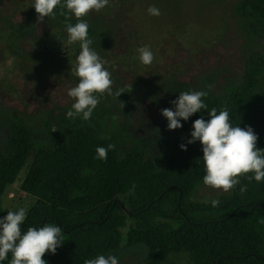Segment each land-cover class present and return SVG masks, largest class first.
<instances>
[{
	"label": "trees",
	"instance_id": "trees-1",
	"mask_svg": "<svg viewBox=\"0 0 264 264\" xmlns=\"http://www.w3.org/2000/svg\"><path fill=\"white\" fill-rule=\"evenodd\" d=\"M64 4L65 0H61ZM67 13L68 18L61 13ZM238 14L264 29V0H241ZM56 18L66 29L76 24L59 5ZM96 28L88 26L94 41ZM264 57H249L245 79L230 92L202 98L206 109L181 119V134L169 141L165 162L159 166L144 147L118 155L115 139H105L102 116L94 109L89 120L61 117L64 129L47 127L48 144H37L34 130L23 121L13 122L6 146L0 150V218L7 188L27 167L21 190L35 198L21 224H45L62 229L63 242L55 254L46 252L47 264H85L120 247L127 225V246L145 245V264H164L170 255L187 253L189 264H264V181L254 173L240 176L229 194L213 200H196L195 192L206 174L202 144L188 143L193 122L206 121L215 108L229 113L233 127L250 126L258 135L256 146L264 149ZM193 91L183 84L173 87L172 100ZM173 110H175L172 104ZM53 129H56L53 131ZM108 149L107 159H97V147ZM186 144L187 149L180 145ZM31 158V162H29ZM247 186L241 192L242 186ZM205 201H208L207 203ZM9 252L0 264H10Z\"/></svg>",
	"mask_w": 264,
	"mask_h": 264
},
{
	"label": "rangeland",
	"instance_id": "rangeland-1",
	"mask_svg": "<svg viewBox=\"0 0 264 264\" xmlns=\"http://www.w3.org/2000/svg\"><path fill=\"white\" fill-rule=\"evenodd\" d=\"M241 0H109L101 11L82 17L93 24L90 47L105 61L117 98L99 96L95 110L102 116L103 137L115 139L119 157L144 147L159 166L169 141L181 134L170 130L161 109L172 108L173 87L179 84L211 96L230 92L245 79L249 57H264V29L238 14ZM34 0H0V150L13 122L23 121L35 132L37 144H48L47 130L64 129L61 117L72 110L67 95L79 78L71 74L80 43L68 45V33L54 17L37 21ZM161 14L148 13L149 6ZM73 20L77 18L71 13ZM148 46L154 59L144 65L138 49ZM264 85V73L261 79ZM131 85V91H130ZM98 95V94H97ZM31 162V158L29 160ZM27 167L2 197L8 211L35 203L21 190ZM224 192L204 183L196 200L217 199ZM127 225L120 247L108 255L118 264H145V245L127 246ZM164 264H189L187 253L172 254Z\"/></svg>",
	"mask_w": 264,
	"mask_h": 264
},
{
	"label": "clouds",
	"instance_id": "clouds-1",
	"mask_svg": "<svg viewBox=\"0 0 264 264\" xmlns=\"http://www.w3.org/2000/svg\"><path fill=\"white\" fill-rule=\"evenodd\" d=\"M109 0H34L32 5L35 8L37 21H44L46 17H54V9L59 5L72 13L77 18L76 24L68 23V45L75 42L80 43L79 55L76 64L71 69V74L79 78L75 87L68 90L67 95L73 98L72 110L68 111V118L80 117L89 120L93 110L99 103V96L105 93L119 97L124 89L115 93L112 90L113 81L111 73L104 67L106 63L90 45L92 40L88 38V25L81 19L87 16L92 10L101 11ZM148 13L159 16L160 10L154 5L149 6ZM62 15L68 18L67 13ZM139 59L144 65H150L154 59L153 53L148 46L138 49ZM131 91V85H130ZM98 94V95H97ZM205 91H185L172 100L175 110L171 108L161 109V114L167 118V127L174 130L182 127L181 119L187 121L194 113L206 109L204 97ZM210 119L198 118L193 122V130L188 143L199 140L202 144L203 160L206 174L203 183L215 189L228 192L240 183L239 177L247 173H254L257 182L264 181V149L256 146L258 135L247 126L241 128L233 127L229 123V113L222 110L217 114L215 108L209 113ZM56 129H53L55 131ZM115 146L109 144L107 148L97 147V159H107L108 149ZM181 149L186 150L187 145L181 144ZM246 185L240 188L241 192L246 191ZM206 203L208 201H205ZM212 206L219 205L218 199L211 201ZM28 208L20 207L17 211H8L7 215L0 218V261L12 253L10 264H47L42 259L46 252L56 253V250L63 242L62 229L56 225L45 224L39 229L29 227L25 233H21V224L26 219ZM264 223V220L260 221ZM85 264H118V258L114 255H99L95 259L86 260Z\"/></svg>",
	"mask_w": 264,
	"mask_h": 264
}]
</instances>
